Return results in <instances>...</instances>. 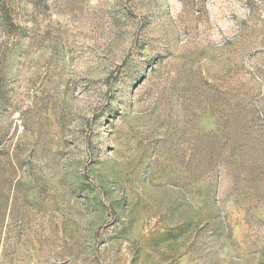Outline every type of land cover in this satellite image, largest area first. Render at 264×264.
<instances>
[{
	"label": "rangeland",
	"instance_id": "374dc122",
	"mask_svg": "<svg viewBox=\"0 0 264 264\" xmlns=\"http://www.w3.org/2000/svg\"><path fill=\"white\" fill-rule=\"evenodd\" d=\"M0 264H264V0H0Z\"/></svg>",
	"mask_w": 264,
	"mask_h": 264
}]
</instances>
